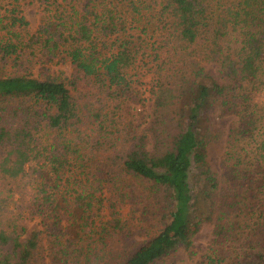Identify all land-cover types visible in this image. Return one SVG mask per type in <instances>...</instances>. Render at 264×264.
<instances>
[{
	"label": "trees",
	"instance_id": "1",
	"mask_svg": "<svg viewBox=\"0 0 264 264\" xmlns=\"http://www.w3.org/2000/svg\"><path fill=\"white\" fill-rule=\"evenodd\" d=\"M263 91L264 0H0V264H264Z\"/></svg>",
	"mask_w": 264,
	"mask_h": 264
},
{
	"label": "rangeland",
	"instance_id": "2",
	"mask_svg": "<svg viewBox=\"0 0 264 264\" xmlns=\"http://www.w3.org/2000/svg\"><path fill=\"white\" fill-rule=\"evenodd\" d=\"M24 13L26 18L29 20L30 25L33 26L35 18V8L32 6H27L24 8ZM258 100L264 102V91L260 93ZM229 120L223 121V124H227ZM224 149V143L222 139L217 142H213L209 148V156L213 160L219 159L222 151ZM210 230L208 227H202L199 232L193 237V245L197 255L193 258H189L185 252H179L175 256L167 257L162 261L157 262L156 264H195L199 260V256L205 251V245L209 239Z\"/></svg>",
	"mask_w": 264,
	"mask_h": 264
}]
</instances>
